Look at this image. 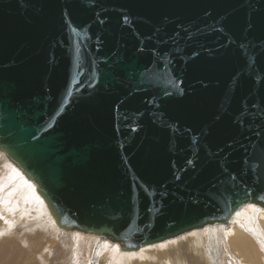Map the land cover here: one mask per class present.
Returning a JSON list of instances; mask_svg holds the SVG:
<instances>
[{
	"label": "water",
	"instance_id": "obj_1",
	"mask_svg": "<svg viewBox=\"0 0 264 264\" xmlns=\"http://www.w3.org/2000/svg\"><path fill=\"white\" fill-rule=\"evenodd\" d=\"M0 153L121 252L264 208V0H0Z\"/></svg>",
	"mask_w": 264,
	"mask_h": 264
},
{
	"label": "rangeland",
	"instance_id": "obj_2",
	"mask_svg": "<svg viewBox=\"0 0 264 264\" xmlns=\"http://www.w3.org/2000/svg\"><path fill=\"white\" fill-rule=\"evenodd\" d=\"M7 163L12 168H14L9 162H7ZM15 178L17 179V176H15L12 180L15 181L16 180ZM1 180H3V179H0V181ZM4 181H6L8 183V185H10V183L6 179H4L1 182L6 183ZM3 183H1L2 187L5 186V184H3ZM25 183H27V182H25ZM28 189H29V192H31L29 194L30 196H28V197L31 199V194H32V196L34 197L32 199L37 201L38 198H36V196H34L33 190L31 191L30 190L31 188H29V187H28ZM0 193H1V195H3L0 197H4L2 190L0 191ZM249 207L251 210L249 209ZM262 210H264V209H262ZM245 213L256 215L257 213H259V211H258V208L254 207V206L243 207L240 210V212L235 215V217H238L236 220V221H238V223L234 222L235 218H231V220L229 221V224H227V226H212V227H206V228H203L200 230H195V231L189 232L188 234H186V236L184 235L181 237H177L178 238V239L176 238L177 242H176V239H174L175 243L173 242L171 244V242H170L169 245H168V243L165 244L163 242L162 243L160 242L161 243V246L159 245L160 247L155 248V246H153L154 248H152V247L148 248L149 250H147V253L145 251L143 255L141 254V255H137V257L136 256L132 257L131 262H133L134 264H136V263H138V264H152V263L153 264L154 263L155 264L156 263H158V264H170V263L171 264H198V263L199 264H222V263L223 264H227V263L228 264H240V263H238V261L236 262V260L234 261V259L230 258V255L232 256L233 254L231 253L230 250H228L226 248L224 242L227 238V235L225 234V232L230 230L232 228L231 226L243 225L245 222L247 223V221L244 220V217L246 215ZM241 214H243V215H241ZM252 218L254 221L256 220L255 216H253ZM252 224L255 226L254 223H252ZM257 226H258V224H257ZM218 227H220V228H218ZM241 228H243V227H241ZM27 229H28V231H24V230H22L21 226H16L11 232L8 233V235H5V236L1 235L0 236V241H5V242L9 241L8 242L9 246L15 248L14 250L16 252L20 251L23 253L24 249L27 250V251H25V254H23V256H22L23 261H24L23 264H92L93 260H97V262L94 264H102L104 261L106 262V260L108 259V256H106V254L108 252H110L111 247L104 253V251L106 249L104 244H100L99 251H98L99 257L98 258L96 257V255H95L96 252H94V249H96L97 244H99L98 239L96 240L95 238H92V237H85L86 235L81 236L83 234L78 235L76 233H72L71 235H69L70 233H62L59 231H56V233H54L49 227L48 228L47 227L41 228L39 226H36L35 222H33L32 226L27 228ZM24 232L26 233L25 236H26L27 240L21 239V238H24V236H23ZM68 235L70 238L68 237ZM54 236H55V238H54ZM72 236H74L75 238ZM191 236H192V238H191ZM259 236H261V235H259ZM52 239H54V240H52ZM191 239H193L194 242H192ZM73 240H75V241H73ZM260 240H262L261 242H263L262 243V245H263L264 239L260 238ZM171 241H173V240H171ZM76 243H78L77 244L78 247H75ZM160 243H158V244H160ZM45 245L48 246L47 249H46ZM94 246H95V248H94ZM21 247L24 249L21 250L22 249ZM167 247H169V248H167ZM159 248H161V249H159ZM193 249L195 251L194 253H193ZM250 250H251V252L249 255L255 259L256 263L260 264V262H259L260 256L257 252V248H255V250H254V247H252V248H250ZM263 251H264V248H263ZM164 252L165 253L167 252V253L165 254ZM119 254H122V253H119ZM124 254H126V253H124ZM188 255H189V257H188ZM210 255H211V257H210ZM32 257H33V260L31 259ZM112 257H114V256H112ZM258 258H259V260H258ZM150 259H151V263H150ZM28 260H29V262H27ZM8 261H9V257L5 256V254H2L0 257V264L8 263ZM159 261H161L162 263ZM173 261L176 263H173ZM262 263L264 264V256H263ZM109 264H111V261Z\"/></svg>",
	"mask_w": 264,
	"mask_h": 264
},
{
	"label": "bare ground",
	"instance_id": "obj_3",
	"mask_svg": "<svg viewBox=\"0 0 264 264\" xmlns=\"http://www.w3.org/2000/svg\"><path fill=\"white\" fill-rule=\"evenodd\" d=\"M15 176H17V179L15 178L16 180L13 181L12 179ZM0 179H3V180L6 179L10 183V185H8V183L6 181H4L6 183L1 182L3 180L0 181V191L2 190L3 194H4V197H0V236L1 235H4V236L8 235V233L11 232L16 226H21L22 230L28 231L27 228L31 227L33 222H35L36 226H39L41 228L42 227H47V228L49 227L54 233H56V231L62 232L56 228L54 221L51 219L49 212H48L47 208L45 207L43 200L34 191L35 189H34L33 185L31 183L27 182L26 180H24L21 173L18 170H16L15 168H12L6 162L5 157L1 153H0ZM25 182H27V183H25ZM1 183L5 184V186L3 185L4 187H2ZM28 187L31 188L30 189L31 191L33 190L34 196H36V198H38L37 201L32 199V198H34L32 196V194H31V199L28 197V196H30L29 194L31 193V192H29ZM0 196H3V195H1V193H0ZM247 206L257 207L259 213H257L256 215L245 213L246 215L244 217V220L247 221V223L245 222L243 225L231 226L232 228L230 227L231 229L225 232V234L227 235V238H226L224 244H225L226 248L228 250H230L231 253L233 254L232 256L230 255V258L234 259V261L236 260V262L238 261V263H240V264H258V263H256L255 259L249 255L251 252L250 248L254 247V250H255V248H257V252L260 256V260H259V258H258V260H259L260 264H263L262 260H263V256H264V251H263L264 244L262 245L263 242H261L262 240H260V238L264 239V210H262L264 208H260L256 205H252V204H246L243 207H247ZM249 209H250V207H249ZM240 210L235 212V214L232 217V218H235V220H234L235 223L236 222L238 223V221H236L238 217H235V215L237 213H239ZM241 215H243V214H241ZM253 216L256 217V220H255L256 222L253 220V218H252ZM252 223H254L255 226ZM257 224H258V226H257ZM241 227H243V228H241ZM218 228H220V227H218ZM62 233H65V232H62ZM75 233L78 235H81L80 233H77V232H75ZM25 234L26 233L24 232V235H23L24 238H21V239L27 240ZM71 234L72 233H70L69 235H71ZM186 234H188V233H183L182 235H180L178 237H181L184 235L186 236ZM69 235H68V237H69ZM259 235H261V236H259ZM81 236H85V235H81ZM72 237H74V236H72ZM85 237H92V238H95L96 240L98 239L96 236H90V235H86ZM54 238H55V236H54ZM176 238L177 237L169 239L167 241H164L163 243H165V244L168 243V245L170 244V242H171V244L173 242L175 243L174 239H176ZM191 238H192V236H191ZM177 239H176V242H177ZM52 240H54V239H52ZM171 240H173V241H171ZM191 240H192V242H194L193 239H191ZM73 241H75V240H73ZM8 242L9 241H7V242L0 241V257L2 254H5V256L9 257L8 263H5V264H23L24 261H23L22 256H23V254H25V251H27V250L21 247L22 248L21 250L24 249L23 253L20 251L16 252L14 250L15 248L9 246ZM161 243L160 244L157 243L158 245L153 244V245L144 246L136 252H121L116 245H110L105 240H99V244H97L96 249H94V252H96L95 255L98 258L99 257L98 256L99 246H100V244H104V246L106 247L104 253L110 247L111 248H110V252H108L106 254V256H108V259L106 260V262L104 261L102 264H105V263L109 264L110 261H111V264H134L133 262H131L132 257H134V256L137 257V255H141V254L143 255L145 251L147 253V250H149L148 248H150V247H152V248H154L153 246H155V248L160 247ZM77 244L78 243H76L75 247H78ZM45 247H46V249L48 248V246H46V245H45ZM94 248H95V246H94ZM167 248H169V247H167ZM159 249H161V248H159ZM118 252L122 253V254H119ZM194 252L195 251L193 249V253ZM124 253H126V254H124ZM112 256H114V257H112ZM188 257H189V255H188ZM210 257H211V255H210ZM31 259L33 260V257ZM27 262H29V260ZM96 262H97V260H93L92 264H94ZM159 262H161V261H159ZM150 263H151V259H150ZM173 263H176V262L173 261ZM136 264H138V263H136ZM156 264H158V263H156Z\"/></svg>",
	"mask_w": 264,
	"mask_h": 264
}]
</instances>
